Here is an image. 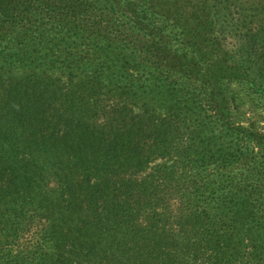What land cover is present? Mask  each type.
<instances>
[{
	"label": "trees",
	"instance_id": "1",
	"mask_svg": "<svg viewBox=\"0 0 264 264\" xmlns=\"http://www.w3.org/2000/svg\"><path fill=\"white\" fill-rule=\"evenodd\" d=\"M232 82L264 0H0V264H264Z\"/></svg>",
	"mask_w": 264,
	"mask_h": 264
},
{
	"label": "rangeland",
	"instance_id": "2",
	"mask_svg": "<svg viewBox=\"0 0 264 264\" xmlns=\"http://www.w3.org/2000/svg\"><path fill=\"white\" fill-rule=\"evenodd\" d=\"M226 86L229 96L235 100V120L245 125L254 123L260 131H264V99L257 97L242 83L232 82Z\"/></svg>",
	"mask_w": 264,
	"mask_h": 264
}]
</instances>
